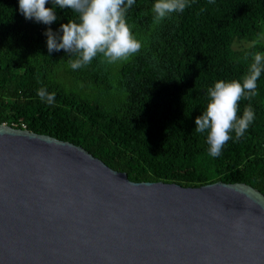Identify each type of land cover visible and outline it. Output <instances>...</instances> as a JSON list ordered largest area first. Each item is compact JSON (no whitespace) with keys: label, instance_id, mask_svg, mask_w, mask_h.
Here are the masks:
<instances>
[{"label":"trees","instance_id":"obj_1","mask_svg":"<svg viewBox=\"0 0 264 264\" xmlns=\"http://www.w3.org/2000/svg\"><path fill=\"white\" fill-rule=\"evenodd\" d=\"M155 0H135L127 22L142 48L114 64L102 56L72 70L74 56L48 52L50 28L77 20L56 7L51 25L27 20L19 0H0V124L50 135L82 146L135 182L201 187L245 183L264 193V73L257 95L242 99L255 118L242 137L218 157L209 154L207 132L195 120L208 103L207 90L220 80H240L259 43L243 54L237 38H264V0H188L183 13L157 24ZM51 0L46 7L51 8ZM55 92L52 104L37 92Z\"/></svg>","mask_w":264,"mask_h":264},{"label":"water","instance_id":"obj_2","mask_svg":"<svg viewBox=\"0 0 264 264\" xmlns=\"http://www.w3.org/2000/svg\"><path fill=\"white\" fill-rule=\"evenodd\" d=\"M0 264H264V193L135 182L82 146L0 124Z\"/></svg>","mask_w":264,"mask_h":264},{"label":"clouds","instance_id":"obj_3","mask_svg":"<svg viewBox=\"0 0 264 264\" xmlns=\"http://www.w3.org/2000/svg\"><path fill=\"white\" fill-rule=\"evenodd\" d=\"M48 3L49 0H19V10L25 19L45 25L57 20L56 7L70 9L77 14V20H69L60 26L62 34L50 28L44 33L49 53L63 49L75 57L67 61L72 70L90 65L98 56L110 64L124 61L142 48L127 22L128 10L135 0H51V8L46 7ZM188 6V0H155L151 8L153 20L159 24L174 13H183ZM262 73L264 52H256L251 55V63L242 79L220 80L208 88V103L195 120V132H207L211 156L221 154L233 132L239 139L253 123L255 114L251 105L240 116L239 103L257 95V81ZM37 95L41 101L52 104L56 93L49 94L46 88H40Z\"/></svg>","mask_w":264,"mask_h":264},{"label":"rangeland","instance_id":"obj_4","mask_svg":"<svg viewBox=\"0 0 264 264\" xmlns=\"http://www.w3.org/2000/svg\"><path fill=\"white\" fill-rule=\"evenodd\" d=\"M262 42L256 41V40H249L248 38H237L234 43H233V50L236 53L239 54H243L245 53L247 50L251 49L252 47H254L256 44H263L264 45V38H262ZM255 41V43H254ZM259 42V43H258ZM264 52V47H263V51Z\"/></svg>","mask_w":264,"mask_h":264}]
</instances>
